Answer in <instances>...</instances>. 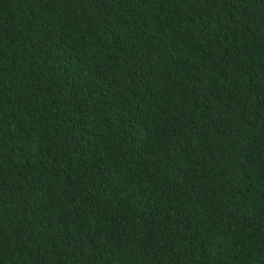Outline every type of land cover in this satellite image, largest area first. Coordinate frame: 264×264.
Wrapping results in <instances>:
<instances>
[{"label":"trees","instance_id":"16d2710c","mask_svg":"<svg viewBox=\"0 0 264 264\" xmlns=\"http://www.w3.org/2000/svg\"><path fill=\"white\" fill-rule=\"evenodd\" d=\"M0 264H264V0H0Z\"/></svg>","mask_w":264,"mask_h":264}]
</instances>
